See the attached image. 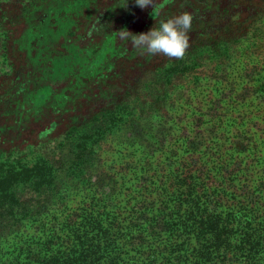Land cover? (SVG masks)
<instances>
[{"label":"trees","instance_id":"16d2710c","mask_svg":"<svg viewBox=\"0 0 264 264\" xmlns=\"http://www.w3.org/2000/svg\"><path fill=\"white\" fill-rule=\"evenodd\" d=\"M102 1L0 0V264H264V115L224 124L264 106V0ZM185 12L181 60L116 37ZM83 31L74 84L54 90L45 55ZM201 75L216 89L198 109ZM124 171H140L126 188Z\"/></svg>","mask_w":264,"mask_h":264},{"label":"rangeland","instance_id":"374dc122","mask_svg":"<svg viewBox=\"0 0 264 264\" xmlns=\"http://www.w3.org/2000/svg\"><path fill=\"white\" fill-rule=\"evenodd\" d=\"M103 1H104V6H106L107 1L106 0H103ZM104 11L105 10H100L98 12L104 13ZM98 16L99 15L97 14L96 18ZM96 25H98V24H96ZM90 42L91 41L89 39L88 32H85V31L77 32L74 34L73 39H70L69 42L64 43V41H62V40H60L59 42L57 41V46L55 47V50L52 51V52L56 51L55 55H51L49 52L46 53L44 59L49 61V63L47 62L46 67H49L51 73H53L52 72L53 67L55 65H59V63H60V65H59L60 69H59L58 73L54 72L52 74L53 76L57 77L55 79V82L53 83V86H52L54 90L62 91L66 87H69V86L72 87L73 86L74 81L72 79V75L77 72L78 68H80V65L82 63L81 52H84L86 49H88L90 47ZM93 44L99 45L100 42H99V40L98 41L95 40V42H93ZM0 47H1V43H0ZM57 47L60 48V51L57 50ZM2 50H3V48H0V76L2 74H6L7 76H9L11 78V73H12V67L11 66H12V63L14 62L13 61L14 58L9 57L8 55L6 56L5 55L6 53ZM2 53H4V54H2ZM31 56H32L31 58L33 59L34 58L33 52L31 53ZM61 72H62V74H61ZM47 76H48V74H47ZM235 76H236V73H233L232 77H235ZM250 78L252 79L253 76H251ZM207 79H208V76L201 75L200 81L202 82L203 87L197 89V91L195 90V92L192 93L194 96H191L192 101L197 102V104H195V102H194L192 104V106L196 105L198 109H202V107L207 104L208 98L213 96V92L211 91V89H216V86L213 87L214 85H216L214 83H212L208 86H204V83H205L204 81H206ZM189 88H192V87H189ZM248 101H245L243 103H239L238 104L239 106H235V108L233 107V105L227 107V115L229 116L230 120H226L224 122V124L226 123L228 130H231L235 126L230 121L235 119L236 116L244 117V118H246V120L252 119L251 121H253L254 119H259L264 115L263 111H262L263 110L262 108H264V106L261 105L260 107L255 108L254 103H252V105H251L248 103ZM58 103H61L60 98L58 99ZM191 112H192V109H190L189 114ZM205 120H206V117L204 116L203 121H205ZM251 127H252V125H251ZM115 145L117 147L120 146L117 144H115ZM262 149H264V148L262 147ZM121 153H122V150H119V153H112L108 157H109V159H113V160L117 159V163L120 164L122 161H124L126 159L125 158L124 160H122V155H120ZM163 158L164 157H162V159ZM134 159L135 158H133L132 160H134ZM139 173H140V171L134 172V173L130 172V171H124L118 175V178L123 179V183H124L125 188H126L135 182V178L138 176ZM81 200H82L81 194H78L69 202L68 207L74 209L75 207H77L78 205H80L82 203ZM15 242L16 241H14L13 239H10L9 241H7L2 246L3 247L2 252H4L6 254L5 257H8V255H9L8 253H12L11 252L12 249L16 246Z\"/></svg>","mask_w":264,"mask_h":264},{"label":"clouds","instance_id":"9594fccd","mask_svg":"<svg viewBox=\"0 0 264 264\" xmlns=\"http://www.w3.org/2000/svg\"><path fill=\"white\" fill-rule=\"evenodd\" d=\"M142 10L155 4V0H134ZM193 17L185 12L167 20H161L158 27H152L147 33L132 34L121 29L115 32L119 40H130L138 55H163L169 59L181 60L189 48L188 33Z\"/></svg>","mask_w":264,"mask_h":264}]
</instances>
